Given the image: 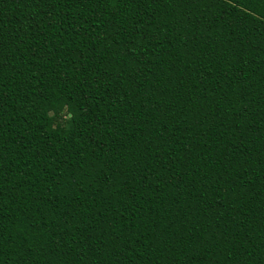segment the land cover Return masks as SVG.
<instances>
[{"label": "trees", "instance_id": "obj_1", "mask_svg": "<svg viewBox=\"0 0 264 264\" xmlns=\"http://www.w3.org/2000/svg\"><path fill=\"white\" fill-rule=\"evenodd\" d=\"M0 264H264V0H0Z\"/></svg>", "mask_w": 264, "mask_h": 264}]
</instances>
